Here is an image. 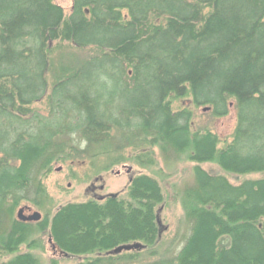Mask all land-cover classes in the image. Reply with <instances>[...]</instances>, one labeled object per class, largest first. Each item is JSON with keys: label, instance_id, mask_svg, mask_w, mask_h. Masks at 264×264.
<instances>
[{"label": "trees", "instance_id": "obj_1", "mask_svg": "<svg viewBox=\"0 0 264 264\" xmlns=\"http://www.w3.org/2000/svg\"><path fill=\"white\" fill-rule=\"evenodd\" d=\"M66 44L89 55L62 56ZM199 108L234 111L228 138L194 126ZM0 115L24 125L0 138V264H44L16 210L41 207L55 164L154 171L155 148L195 163L180 197L189 234L157 264H264V0H0ZM165 203L160 177L131 174L123 194L45 211L38 228L79 264L131 263L156 253Z\"/></svg>", "mask_w": 264, "mask_h": 264}, {"label": "rangeland", "instance_id": "obj_2", "mask_svg": "<svg viewBox=\"0 0 264 264\" xmlns=\"http://www.w3.org/2000/svg\"><path fill=\"white\" fill-rule=\"evenodd\" d=\"M57 3L69 7L71 0H55ZM66 48L62 54H72L82 59L89 55L88 51L78 50L72 45H65ZM62 57H60L61 61ZM71 61V60H70ZM57 63H59L57 61ZM35 109L42 113H46V102L35 104ZM204 126L210 124L214 131L221 138H228L235 125L234 111L227 117L221 119H211V114L199 108L195 117L194 126ZM24 127L20 121H7L4 115H0V138L8 136L13 138L19 130ZM44 134H47L44 132ZM158 165L154 167V171L149 168H143L133 162H127L123 165L113 167L108 172L93 173L91 172L89 160L81 159L75 162L57 163L54 165L48 175L44 176L43 182L46 189V195L41 196L40 209L44 215L46 212L52 214V210L70 202H83L91 197L105 196L108 194L121 193L126 190L130 174L147 173L156 177H160L163 184V189L166 193V203L161 212V220L166 226L162 235V240L156 248V253L151 257H139V261L128 262L126 260H116L114 264H157L163 260H172L176 253L183 246L184 241L189 234L190 224L187 222L184 210L181 205V191L194 183L193 166L195 163L191 161L167 163L162 153L158 148H155ZM61 168L60 170L58 168ZM202 167L207 171L220 172L218 165L214 163H204ZM131 170L130 174L128 171ZM119 172V173H118ZM231 182L238 183L234 175L227 174ZM247 176H243L245 179ZM248 177L260 178L262 174H250ZM242 178V179H243ZM32 188H36L34 185ZM31 188V189H32ZM35 189L32 192L31 198H36ZM30 200V199H29ZM46 211V212H45ZM17 213V210H16ZM40 248H35V253H38L44 264H52L56 261L57 264H79L84 256H60L53 255L48 246V239L40 237ZM26 245L20 246V251L25 252ZM11 256L3 257V260L9 259ZM2 260V261H3Z\"/></svg>", "mask_w": 264, "mask_h": 264}, {"label": "flooded vegetation", "instance_id": "obj_3", "mask_svg": "<svg viewBox=\"0 0 264 264\" xmlns=\"http://www.w3.org/2000/svg\"><path fill=\"white\" fill-rule=\"evenodd\" d=\"M130 172H131V170L128 171V174H130ZM130 176H131V174H130ZM97 197L101 198L103 196H97ZM37 204H38V202H36V201H23L17 208V213H16L17 218H18V220H20V222L22 223V225L24 227L31 229V231H32L31 237H35V238H40L41 236L46 237L48 239V241H47L48 246H49L50 250L52 251L53 255L62 256L64 253L61 252V250H59L56 247L52 238L47 234L49 231V227H47L46 229L38 228V226L40 224H42V225L44 224V223H42V221L45 219V215L41 211H39L40 209H39V206H37ZM21 209H23V212H22L21 216H19V212ZM58 209L59 208L52 210V214L55 213ZM35 212H40L41 217L38 219H30V217H32ZM47 213L49 214L50 212L48 211ZM24 245H26V244H24ZM27 249L29 250L28 246H27ZM61 253H63V254H61Z\"/></svg>", "mask_w": 264, "mask_h": 264}, {"label": "water", "instance_id": "obj_4", "mask_svg": "<svg viewBox=\"0 0 264 264\" xmlns=\"http://www.w3.org/2000/svg\"><path fill=\"white\" fill-rule=\"evenodd\" d=\"M58 169L60 170L61 168L59 167ZM22 212H23V209L20 210L19 216H21ZM40 217H41V213L40 212H35L34 215L32 217H30V219H38ZM131 247L138 248L139 245H134V246H120V247H118V248L115 249V252H121L123 249H128V248H131Z\"/></svg>", "mask_w": 264, "mask_h": 264}]
</instances>
